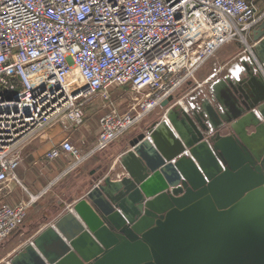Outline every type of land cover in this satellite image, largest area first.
Returning <instances> with one entry per match:
<instances>
[{
    "label": "water",
    "instance_id": "95a60500",
    "mask_svg": "<svg viewBox=\"0 0 264 264\" xmlns=\"http://www.w3.org/2000/svg\"><path fill=\"white\" fill-rule=\"evenodd\" d=\"M252 35L238 77L163 101L119 157L124 175L93 184L2 264H264V19Z\"/></svg>",
    "mask_w": 264,
    "mask_h": 264
},
{
    "label": "built area",
    "instance_id": "2783aa9c",
    "mask_svg": "<svg viewBox=\"0 0 264 264\" xmlns=\"http://www.w3.org/2000/svg\"><path fill=\"white\" fill-rule=\"evenodd\" d=\"M263 19L257 0H0V194L22 185L16 171L32 142L57 125H82L86 103L109 87L129 85L136 105L104 114L87 153L64 140L48 161L70 154L72 170L106 150L227 43L245 44L254 57L248 39ZM35 197L0 203V244Z\"/></svg>",
    "mask_w": 264,
    "mask_h": 264
},
{
    "label": "rangeland",
    "instance_id": "374dc122",
    "mask_svg": "<svg viewBox=\"0 0 264 264\" xmlns=\"http://www.w3.org/2000/svg\"><path fill=\"white\" fill-rule=\"evenodd\" d=\"M262 9L264 10V1L261 10ZM248 40L250 44L254 45L251 37H249ZM244 49H247L245 44L237 41H233L224 45L218 51L215 57L208 60L204 64V66L200 70H198L197 74L199 75L196 74L197 79L199 78L201 79L209 75L215 65H222L224 66V68L219 71L217 77L215 76L214 78L211 79V82L215 81L216 79L224 78L225 76L228 75L227 72L229 70L230 64L237 57L240 56V54L243 52ZM247 52L250 55L249 50H247ZM253 53L254 52H252V54ZM251 58L254 59V57L252 56ZM211 82L209 84H206L203 89L207 91ZM189 86L190 85L187 83L181 89L188 91L190 89ZM135 105H136V94L132 91L129 85L111 86L109 87V93L107 94V97L96 96L92 100L88 101L85 107V111H86L85 127L88 129V133L87 136L83 137V140H88L91 142L95 141L97 127L99 125L100 118L104 114L112 110H117L121 113H125L130 111ZM165 112H166V108H162L161 106L151 110L149 113L146 114L143 120H141L137 125L132 127L130 131L124 137H122L121 140L119 139L120 141L118 142L116 141V143L114 142L110 147L115 146L114 149L116 148V150L125 149L129 144V140L131 138L135 137L136 135L142 132H145L148 129V127L151 126V124L154 123L155 121L161 120L162 117L165 115ZM83 142H87V141H83ZM74 145L78 147L82 152L84 153L88 152L86 151L87 149L85 148L86 146L85 144H84V149L80 145L77 144ZM108 149L96 154L92 160L94 159L99 160L100 156L101 157L106 156V153L109 151ZM103 163L108 164V162L107 163L103 162ZM61 169L62 168H60L59 166L58 173L56 174V176L57 175L59 176L57 177V180H54V182H52V184H50L51 182H47L48 178L44 179V182H39L37 184L38 187H41V185L42 187H47L45 191L47 192L46 194L43 193L42 195L39 196L40 193H36V191L32 188V183H30L29 180L28 181L23 180V184H24L23 187L20 186L16 190L14 196L21 197L22 195H25V197H30L26 189L29 190L31 188L32 192L34 193V194L31 193V195H34L36 197L39 196V197L36 199L34 205L29 208L23 225L20 226L5 242L0 244V262L10 257L9 256L10 252L12 248L15 247V245L16 246L21 245L25 241H27L30 237H32L33 233H35L40 227L48 223V221L51 220L59 212H63V209L65 208L67 201H69L72 198L74 199L77 195L81 193L83 185L76 178L78 174V170H72L70 171L71 173L64 176V174L61 172L62 171ZM121 169L122 167L119 164L117 166V170L119 171ZM117 170L113 171V175L117 173ZM39 176H41V172L39 173L38 176L37 175L35 176L36 178L34 180L39 181V179L41 178ZM54 177L55 176H52L50 178L53 179ZM87 188H89L88 184H87ZM65 190L67 191L66 197L64 195ZM2 194H0V200L5 199Z\"/></svg>",
    "mask_w": 264,
    "mask_h": 264
},
{
    "label": "crops",
    "instance_id": "0c3cea01",
    "mask_svg": "<svg viewBox=\"0 0 264 264\" xmlns=\"http://www.w3.org/2000/svg\"><path fill=\"white\" fill-rule=\"evenodd\" d=\"M263 1L264 0H257V13L259 15L264 12L263 9L261 10ZM250 37H251V39H253V35ZM248 55H249V53L247 52L246 49H244L243 52L240 54V56L237 57L230 64L229 70L235 69V66H236V70H237V68H238V70L240 68H242L241 60H246L244 58H245V56H248ZM248 57L251 58L250 55ZM251 59H253V58H251ZM246 61L249 62V60H246ZM223 68H224V66H222V65H215L214 68L212 69L211 73L209 75L205 76L204 78L200 79L198 77L199 79H197V76H196V79L194 81H191L190 83H188L190 85L189 86L190 89L188 91L181 89V92H179V94L177 95V100L178 101L182 100L181 102H183V99L187 100L188 97H193V95L196 92L200 93V91H201V93L203 92V94H206L207 91L203 89L204 86L206 84H209L211 82V79L214 78L215 75L217 74L216 72H219V70H222ZM229 70H228V72H229ZM228 72H227V74H228ZM233 72L238 73L236 71H233ZM197 75H199V74H197ZM216 77H217V75H216ZM191 86H193V87H191ZM186 96H188V97H186ZM85 124H86V118H85V122L82 125L75 126V127L68 128V129L64 128L62 125H57L54 128H52L51 130H49L47 138L35 140L25 149L24 159L16 171L17 176L19 177V179L22 182V185L17 184L16 182H10L8 185L7 192H4V194H2L5 199L4 200L1 199L0 203L7 202V203L14 206L22 200H27L29 197H25V195H22L21 197L14 196L16 190L20 186L23 187V185H24L23 180H25V181L29 180L30 183H32V188L36 191V193H40L39 196L42 195L43 193L46 194L47 192H45V191H46L47 187H42V185H41V187H38L37 184L39 182H44V179H47V178H48L47 182H51L50 184H52V182H54V180H57V177L59 175L56 176V174L58 173V167L59 166H60V168H62L61 172L64 174V176L71 173L70 171H72V170H78V174H77L76 178L83 185V188H82V191L79 195H77L74 199L72 198L69 201H67L66 206L63 209V212H59L57 215H55L51 220L48 221V223L44 224L35 233H33L32 237H30L23 244L17 245V246L15 245V247H13L11 252H10V255H9L10 257H12L14 254H16L19 250H21L29 242V240H31L41 230H43L46 226H48L56 217H58L62 213H65L69 208H71V206L76 201L83 198L86 195V193L91 189L93 184H97L99 181L103 180L106 175H111V177L113 179H115L118 176V174H119V176L124 175V173H123L124 170L121 169L118 171L117 166L120 164L119 157L126 150H128L130 148L129 144L127 145V147L125 149H120V150H116V148L114 149L115 146H112L110 148L108 147L109 149L108 148L107 149L109 151L106 153V156H103V157L100 156L99 160H95V159L92 160L96 154L89 156L86 158V160H84L82 163H80L78 166H76L72 170H70V166L74 163V158L70 154H64L61 157H59L53 161H48L46 159V154L52 148V146L54 144H59L64 140H69V141L73 142L74 144L80 145L83 149H84V144H85L87 146V147L85 146V148L87 149L86 151H89L96 143V140L98 137V132H99V125L97 127L95 141L91 142L88 140H83V137L87 136V133H88V129L85 127ZM223 133L227 134V131L225 130V131H223ZM50 139L52 141H49ZM120 140H118V141H120ZM130 140H129V143H130ZM83 141H87V142H83ZM103 162H106V163L108 162V164H105ZM109 162H110V165H109ZM44 169H47V170H44ZM114 170H117V173L115 175H113ZM40 172H41V176H39V177H41L43 180L41 178L40 179L38 178L39 181L34 180L36 178L35 176L36 175L38 176ZM35 173H36V175H35ZM52 176H55V177L52 179V178H50ZM87 184H88L89 188H87ZM29 190L26 189L28 195L30 196L31 193H33V192L31 190V188ZM66 193H67V191L65 190L64 191L65 197H66ZM9 258L2 260L0 262V264L8 261Z\"/></svg>",
    "mask_w": 264,
    "mask_h": 264
},
{
    "label": "bare ground",
    "instance_id": "6f19581e",
    "mask_svg": "<svg viewBox=\"0 0 264 264\" xmlns=\"http://www.w3.org/2000/svg\"><path fill=\"white\" fill-rule=\"evenodd\" d=\"M251 52H253V50L251 51ZM253 55H254V53H253ZM244 59H246V60H249L250 62L251 61H253V59H251L250 57H248V56H245V58ZM254 60H255V55H254ZM240 69H242V68H240ZM239 69V70H240ZM237 70H238V68H237ZM236 70V66H235V69H233V71H236V72H238V73H235L236 75H237V77H238V75H239V70L237 71ZM182 101V100H181ZM183 108H184V106H182ZM187 108V107H186ZM166 117V119H168V114L165 116ZM36 198V197H35ZM156 203V205H157V208L156 209H161V207H167L168 206V202L167 203H160V202H157V201H155Z\"/></svg>",
    "mask_w": 264,
    "mask_h": 264
}]
</instances>
